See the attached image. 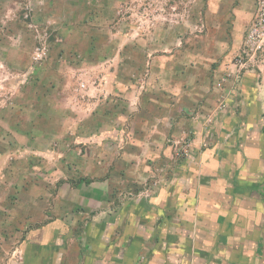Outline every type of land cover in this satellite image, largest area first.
Segmentation results:
<instances>
[{
	"label": "crops",
	"instance_id": "crops-1",
	"mask_svg": "<svg viewBox=\"0 0 264 264\" xmlns=\"http://www.w3.org/2000/svg\"><path fill=\"white\" fill-rule=\"evenodd\" d=\"M239 9H233L227 35L232 52L241 47L248 20ZM175 66L174 83L164 84L165 91L174 86V95L166 92V98L161 94L150 100L158 114L145 122L143 150L153 156L147 163L129 145L113 156L119 148L117 129L96 130L86 122L61 131L53 123L70 121L72 111L65 106L72 99L38 95L45 107L40 116L51 124L33 131L48 134L45 144L53 134L65 131L70 137L59 141L58 151L46 145L45 152L42 141L19 137L55 165L46 178L60 182L45 212L36 207L22 218L15 212L7 218L5 223L16 226L14 237L23 232L18 264H264V81L253 71L235 77L232 62L221 63L213 78L204 76L200 82L192 73L181 76L186 72ZM93 102L92 97L76 99L78 108L89 109L78 119L93 118ZM185 125L191 135L188 156L174 163L147 207H122L127 218L120 220L113 204L120 180L116 167L123 171L121 180H140L161 153L159 160H167V137L179 135ZM103 132L115 134L114 140H104ZM71 139L84 143L85 151L67 147ZM137 208L143 213L139 223L134 220Z\"/></svg>",
	"mask_w": 264,
	"mask_h": 264
},
{
	"label": "rangeland",
	"instance_id": "rangeland-1",
	"mask_svg": "<svg viewBox=\"0 0 264 264\" xmlns=\"http://www.w3.org/2000/svg\"><path fill=\"white\" fill-rule=\"evenodd\" d=\"M234 8L248 15L236 52L227 43ZM238 58L245 62L241 70L235 64ZM225 62L235 64L237 78L253 71L264 81V0H0V264L20 262L17 243L23 232L13 236L16 226L10 219L5 223L10 213L22 218L36 207L45 212L60 182L46 178L55 165H48L45 156L35 155L19 138L24 134L42 141L45 152L46 145L58 151L59 141L70 137L65 131L50 134L53 139L45 144L48 134L33 131L51 124L40 116L45 107L38 95L55 94L59 100L67 94L72 99L65 106L72 111L70 121L53 123L61 131L86 122L96 130L117 129L119 148L113 156L129 145L147 163L153 156L150 149L143 150L145 122L158 114L150 100L161 94L164 98L166 92L174 95V86L165 91L164 84L174 83L175 65L186 72L181 76L192 73L200 82L204 76L213 78L214 69ZM82 97L94 98L92 119H78L89 111L76 105ZM181 129L166 139L171 150L167 160H159L161 153L156 157L161 162L156 160L140 180H121L123 171L116 167L120 180L113 204L120 220L127 218L122 207H147L174 163L188 156L189 127ZM102 134L104 140H114L115 134ZM66 142L78 153L85 151L84 143ZM142 208L135 210L140 214L134 217L136 223L141 222Z\"/></svg>",
	"mask_w": 264,
	"mask_h": 264
},
{
	"label": "built area",
	"instance_id": "built-area-1",
	"mask_svg": "<svg viewBox=\"0 0 264 264\" xmlns=\"http://www.w3.org/2000/svg\"><path fill=\"white\" fill-rule=\"evenodd\" d=\"M249 38L250 37H252V36H254V32H251V33H249ZM36 55H37V57H40V52L37 50L36 51ZM235 64L239 67L240 66V68H243L244 66H245V62H243L241 59H237V61L235 62Z\"/></svg>",
	"mask_w": 264,
	"mask_h": 264
}]
</instances>
